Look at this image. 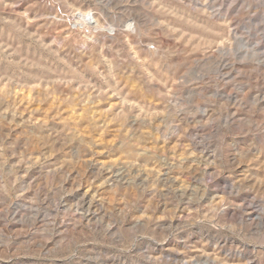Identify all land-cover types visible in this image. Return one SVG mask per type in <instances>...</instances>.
<instances>
[{
	"label": "rangeland",
	"instance_id": "374dc122",
	"mask_svg": "<svg viewBox=\"0 0 264 264\" xmlns=\"http://www.w3.org/2000/svg\"><path fill=\"white\" fill-rule=\"evenodd\" d=\"M0 264H264V0H0Z\"/></svg>",
	"mask_w": 264,
	"mask_h": 264
}]
</instances>
